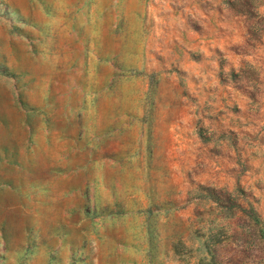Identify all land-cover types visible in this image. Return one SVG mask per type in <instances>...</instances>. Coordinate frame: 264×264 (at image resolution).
Listing matches in <instances>:
<instances>
[{
	"label": "rangeland",
	"instance_id": "1",
	"mask_svg": "<svg viewBox=\"0 0 264 264\" xmlns=\"http://www.w3.org/2000/svg\"><path fill=\"white\" fill-rule=\"evenodd\" d=\"M0 264H264V0H0Z\"/></svg>",
	"mask_w": 264,
	"mask_h": 264
}]
</instances>
